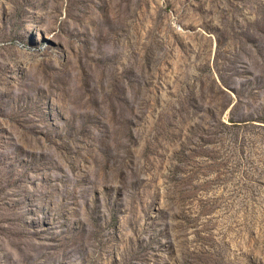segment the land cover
I'll return each instance as SVG.
<instances>
[{"label": "rangeland", "instance_id": "obj_1", "mask_svg": "<svg viewBox=\"0 0 264 264\" xmlns=\"http://www.w3.org/2000/svg\"><path fill=\"white\" fill-rule=\"evenodd\" d=\"M0 264H264V0H0Z\"/></svg>", "mask_w": 264, "mask_h": 264}]
</instances>
